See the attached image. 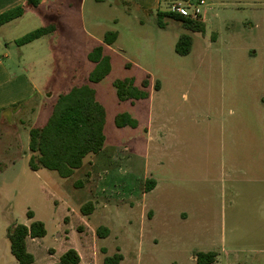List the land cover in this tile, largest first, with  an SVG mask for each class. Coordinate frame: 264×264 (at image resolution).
<instances>
[{
  "label": "rangeland",
  "instance_id": "obj_1",
  "mask_svg": "<svg viewBox=\"0 0 264 264\" xmlns=\"http://www.w3.org/2000/svg\"><path fill=\"white\" fill-rule=\"evenodd\" d=\"M61 1L59 17L42 8L39 16L0 29L6 64L25 62L39 86L56 81L49 87L51 99L0 115V264H19L8 231L28 226L29 211L47 231L44 238L27 240L33 264H56L69 249L79 253L80 264H105L116 254L122 255L120 264H197L200 252H216L214 264H264V0H206L198 18H204V31L193 33L187 56L175 52L187 33L180 23L167 21L161 30L124 0ZM179 6L184 3L163 9ZM52 21L59 28L54 38L26 47L12 41ZM109 31L120 33L117 51H107L111 73L100 83H84L106 109L103 152L89 156L71 178L34 172L30 128L42 127L56 98L70 90L61 87L63 79L94 69L88 35L103 41ZM148 74L154 90L156 82L161 86L152 102L118 99L116 81L133 79L141 87ZM38 107L43 111L35 119ZM126 113L139 128H117L116 117ZM149 118L168 151L145 145L142 127ZM150 179L159 182L156 192H146ZM88 202L95 210L85 216L81 208ZM160 207L176 213L191 208L199 223L158 231ZM101 227L108 236H99Z\"/></svg>",
  "mask_w": 264,
  "mask_h": 264
},
{
  "label": "trees",
  "instance_id": "obj_2",
  "mask_svg": "<svg viewBox=\"0 0 264 264\" xmlns=\"http://www.w3.org/2000/svg\"><path fill=\"white\" fill-rule=\"evenodd\" d=\"M43 0H26L22 5L12 8L0 15V26L8 24L24 16L28 11L38 8ZM157 25L164 29L167 21H174L187 31L180 35L175 45V51L180 56L191 53L193 45V33L204 31V23L198 19H191L174 13L171 9H160L156 13ZM56 25L51 23L36 29L21 38L15 40L19 47L28 45L36 40L52 34ZM118 39L117 31H109L103 38V44L95 47L88 59L95 64L89 75V83L97 84L103 81L112 70L111 57L106 54V46H112ZM85 84L72 88L68 93L61 94L57 98L53 111L47 122L42 127L30 129L29 166L37 172L41 169L56 172L61 178H71L75 172L81 169L85 160L91 155H98L104 149L106 143L105 125L106 109L97 100L96 90ZM151 81L148 75L141 87L135 86L133 79L119 80L114 83L117 96L120 101H139L150 97ZM156 90L159 83H155ZM264 102V99H263ZM1 112V111H0ZM118 128L137 127V121L128 113L118 115L115 119ZM153 180L145 182L146 192L154 189ZM95 210L92 202L82 206L81 212L89 216ZM28 218L31 223L18 224L10 227L8 239L12 255L19 264H33L34 255L28 251L27 240L44 238L47 234L45 224L34 220V213L29 211ZM100 237L109 234L107 228L98 229ZM218 254L216 252L198 253L197 264H214ZM123 260L121 254L108 257L105 264H120ZM81 257L75 249H69L56 264H80Z\"/></svg>",
  "mask_w": 264,
  "mask_h": 264
},
{
  "label": "crops",
  "instance_id": "obj_3",
  "mask_svg": "<svg viewBox=\"0 0 264 264\" xmlns=\"http://www.w3.org/2000/svg\"><path fill=\"white\" fill-rule=\"evenodd\" d=\"M25 1L26 0H0V15L2 13L12 9V8H15L17 6L22 5ZM187 1H189V0H124V2L127 3L128 5L132 6L135 9V11H137L138 14L140 13L142 15H145L149 18L154 19L156 21L155 22L156 25H157L156 13L158 10L163 9L164 4L165 5H168V4L171 5L174 2L185 4ZM61 2H62L61 0H43L40 3L38 8H35V9L28 11L24 16H22L21 18H19L17 20H14L8 24L0 26V29L4 28L6 26H9L10 24L19 22L20 20L26 18L27 16H36V15L39 16V10L42 8H45L44 12L46 14H48V16L59 17V16H61V12L59 9L56 10V4L59 3L61 5ZM116 2L118 3V0H116ZM127 14L131 15L132 14L131 10H128ZM134 19L137 21L139 26H144L145 21H144V19H142V17L135 16ZM202 22L204 23L203 17H202ZM51 23L57 24L58 22L52 21ZM158 28L163 30L159 26H158ZM58 32H59V28L56 26V30L52 34L44 36L43 38L36 40V41H34L28 45L22 46V47L33 46L34 44H37V43L42 42L44 40L45 41L50 40L51 38H54ZM117 33H118V39H119L120 33H119V31H117ZM105 34H104V36H105ZM88 36H89L88 38L90 40H92L93 44L90 47L91 50L88 52L87 58L95 47H97L100 44H103V41L101 39L97 38L96 36H92V35H88ZM104 36H103V38H104ZM118 39H117V41H118ZM15 40L16 39H14L12 41L15 42ZM117 41L112 46H106V48H105L106 54H107V51H112V52L117 51V49L114 48L115 47L114 45H116ZM7 59H9L8 53L4 52L3 56L0 55V111H1L0 115H7L8 116V114L12 115V113L18 114V113H21L32 102H35L38 100H40V102H43V100H41L42 99L41 97L46 96V98H50V99L52 98V94L49 90V87H50V85H52L56 82L54 77L51 78L50 80H48V84L46 86H39V85H37L34 78L29 73V70H28L29 65H27V67H26L25 62H20L21 60H18L16 62V64L13 65V68H11L8 64H6ZM77 66H80V65H77ZM65 67H67V66L65 65ZM75 71H77V70H75ZM92 71H93V69H92ZM68 73H72V71L68 70ZM89 75L90 74L83 75L82 73L74 72V74L71 75L70 77H67L66 80L65 79L62 80L63 83H61V87L71 90L72 88H74L76 86L85 85L84 83H86L87 80L89 81ZM148 75L150 76V80H151V84L149 87L150 97L146 100H149L150 102H152L155 93L161 89V86H160V88H158V90H154L153 89V83H152L153 78L151 77L150 74H148ZM70 90H68V92ZM68 92H66V93H68ZM135 102H132V104L134 105ZM53 105H55V104H53ZM40 106L41 105H39V107ZM12 110H14V112H12ZM42 111L43 110H41V108H39L36 111L35 119L39 118L41 116ZM51 114H50V116H51ZM129 115H131V114H129ZM49 117H48V119H49ZM134 119L138 123L137 127L134 129H137L140 127V124L136 118H134ZM32 128H34V127H32ZM32 128H30V129H32ZM125 128H123V129H125ZM142 128H144V131L146 134V140L144 142H145V145L147 147L152 145V144H155L157 152H165V151L169 150L166 146H164L162 144V141L164 140L163 134L161 132H159V130L155 129L154 123L152 122V119L150 120V118H149L147 120V124L145 126H143ZM120 129H122V128H120ZM101 153H99L98 155H100ZM98 155H96V157ZM92 162H93L92 164L90 163L91 169L94 168V166L96 164V163H94L95 162L94 160ZM154 183H155V186H154L153 190L156 192L157 188L159 187V182H157V180L154 179ZM195 216L198 217V214L191 208H185L178 213L171 211L170 209L164 208V207L157 208L155 210V220H154L155 225H156V230L161 231V232H166V231H168V227L170 230V226L174 223L182 224V225H187V224H189V222H193V221H195V223H199L198 220H195ZM200 229H204V227H202ZM194 260L196 261L195 258H194Z\"/></svg>",
  "mask_w": 264,
  "mask_h": 264
},
{
  "label": "built area",
  "instance_id": "obj_4",
  "mask_svg": "<svg viewBox=\"0 0 264 264\" xmlns=\"http://www.w3.org/2000/svg\"><path fill=\"white\" fill-rule=\"evenodd\" d=\"M206 4V0H189L184 4V6H179L172 11L184 17L198 19L202 14V7H204Z\"/></svg>",
  "mask_w": 264,
  "mask_h": 264
}]
</instances>
